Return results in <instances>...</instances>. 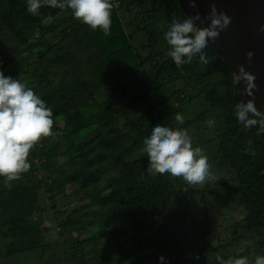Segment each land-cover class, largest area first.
Listing matches in <instances>:
<instances>
[{"label":"trees","instance_id":"16d2710c","mask_svg":"<svg viewBox=\"0 0 264 264\" xmlns=\"http://www.w3.org/2000/svg\"><path fill=\"white\" fill-rule=\"evenodd\" d=\"M40 12L51 14L53 22L42 24L41 17L27 14L25 0H0V70L32 87L48 102L54 120L53 135L30 151V170L11 182L0 177L1 255L51 245L45 235L49 228L42 229L46 207L41 194L47 190L60 219L57 202L68 196H54L53 189H47L58 165H68L64 175L77 188L71 196L85 194L91 202L90 211L75 209L58 224L61 233L70 236L53 246L68 244L71 255L65 259L75 264H158L160 255L169 264H218L217 256L210 260L216 254L224 259L247 256L250 261L264 255V134L238 124L231 72L210 44L207 63L194 57L177 67L167 55L170 46L163 33L173 17L187 16L179 0H124L119 10L112 9L108 35L81 24L70 10L42 7ZM141 67L146 69L139 82L145 86L143 93L122 104L118 92L128 97L127 83L140 77ZM177 74L180 78L172 79ZM181 80L184 83L178 84ZM194 87L198 92L189 96ZM162 90L167 95L156 109L163 107L156 121L144 128L146 116L134 114ZM182 100L201 103L195 120L204 128L206 120L216 122L212 130L219 149L212 167L229 179L222 188L204 193L237 203L244 214L226 228V239L214 234L209 212H192L182 178L146 176L140 161L146 157L141 147L152 126L180 112ZM36 153L43 157L39 167ZM30 214L34 224L27 219Z\"/></svg>","mask_w":264,"mask_h":264},{"label":"clouds","instance_id":"9594fccd","mask_svg":"<svg viewBox=\"0 0 264 264\" xmlns=\"http://www.w3.org/2000/svg\"><path fill=\"white\" fill-rule=\"evenodd\" d=\"M25 3L26 13L41 17L42 24H50L54 20L51 14L43 15L40 12L42 7H48L70 10L74 19L93 31L100 29L105 35L111 31L110 0H25ZM121 6L122 3L119 8ZM199 15L198 12L195 14L196 17ZM208 19V26L200 27L192 15L182 20L173 17L163 36L170 46L167 55L177 67L191 62L194 57L207 63L205 49L219 31L230 23L228 15L218 12L215 5L211 6ZM254 78L253 74L247 76L249 81H254ZM233 113L244 130L256 128L258 136L264 134V110L256 107L254 99L237 101ZM174 120L177 125L184 123L181 113H175ZM205 123L212 128L216 122L208 119ZM53 124V111L48 102L25 82L5 75L0 70V177L11 182L28 172L32 166L30 151L42 138L53 135ZM141 151L146 153L148 174L166 173L180 177L190 185L216 179L204 150L200 146H193L192 138L182 127L154 124L150 135L143 140ZM36 156L42 157L37 153ZM34 161L37 163L36 158ZM195 259L198 260L199 256ZM216 259L218 264H264V255L260 254L251 261L247 256H231L227 259L217 256ZM158 264H169L168 258L160 255Z\"/></svg>","mask_w":264,"mask_h":264},{"label":"rangeland","instance_id":"374dc122","mask_svg":"<svg viewBox=\"0 0 264 264\" xmlns=\"http://www.w3.org/2000/svg\"><path fill=\"white\" fill-rule=\"evenodd\" d=\"M114 3L115 7H119L120 2L119 0H110V3ZM121 3H124V0H121ZM114 7L112 6V9ZM118 8L117 10H119ZM65 19V17L63 18ZM62 21V20H61ZM57 34L53 35V39L56 41ZM137 43H141V39H138ZM139 62H142V59L139 60ZM27 64H24V67H26ZM146 70L145 67H141L138 72V75L140 77H137L135 82H128V88L129 91L127 92V98H123L121 96V90L118 92L117 96L118 99L121 101L122 104H128L130 103L131 99H129L132 95H139L143 93L144 87L141 88L139 85L142 84L139 83L143 77L142 72ZM185 73L186 71H182ZM188 75V72L186 73ZM175 77L180 78L179 74L174 75L172 79H175ZM184 81L181 80L178 84H183ZM172 88V85H171ZM198 91L194 88H191L188 95L189 96H195ZM167 95L165 90H162L155 93L153 96V99L144 105H142L138 111L134 114V116L143 117L146 116L143 119L144 128L146 126H149L151 123L155 122L158 116V110H161L163 105L159 106V109H156L158 104L161 103V101L165 98ZM176 100V99H175ZM184 101V104L181 106L180 112H173L168 115H166L164 118H162L158 123H164L169 126L173 127H182L187 130L188 134L192 138L193 146H200L204 153L208 157V162L211 165V170L215 174L216 179L211 181H206L202 184H195L190 185L184 180H182L184 186V191H187L188 195V201L191 205L192 212H209L212 217V224H213V230L214 234L218 235L220 239H226L229 238V232L226 231V228L229 225H232L235 221H238L241 217H243V211L241 212V209L238 208V205H236L233 201L228 200L222 201L217 198H214V196L211 193H204L206 189H216L220 186L222 188L224 186L223 182H226V180L229 179V174L224 173L222 175L216 173V170L213 169L212 165L214 162V159L216 157V154L219 149V140L217 139L215 130L210 129L209 127L204 128V123L197 122L195 120V117L199 114L201 103L196 100L194 103H189L187 100ZM174 103V102H173ZM200 103V104H199ZM155 108V109H151ZM95 110L98 112L100 116H103L102 109L97 105L95 107ZM175 113H181L184 117V123L183 125H177L176 121L174 120V114ZM157 124V123H156ZM84 135H86V131L84 132ZM38 167L43 161V157H36ZM41 159V160H40ZM41 161V162H40ZM69 171L68 165H58L56 167V171L51 173V180L48 183L47 189H53V195L56 196L57 193L62 192L63 195L68 196V198L60 197L62 201L57 202V208L59 210V213H61V218L58 219L56 217L55 210L51 207V198L47 194V190L43 189L41 194V205L43 207H46V212L44 213V221H43V231L45 232V228H49V232L45 233V235L49 238L46 243L49 242L51 244L50 246L45 247L44 249L38 250V251H31L26 252L24 254H18L13 255L10 257H3L2 252L0 250V264H75L72 261H69L68 259H65L66 255H71V249L70 246L67 244L55 249L53 244L56 242H63L64 237L70 236L68 235L69 232H62L61 229L58 227L59 222L67 218V216L71 213V211L77 209L80 212L91 210L90 201L87 198V195L81 194L76 195L73 194L71 196V192L75 191L77 188H75L73 185H71L68 182V178L66 175H64V172ZM34 175H39V172H34ZM58 177L60 179H58ZM74 188V189H73ZM101 189H105V186H102ZM217 191V190H216ZM228 191V190H227ZM223 193V192H222ZM226 194V192H224ZM70 195V196H69ZM233 197L236 196L233 194ZM49 196V197H48ZM58 198V197H56ZM55 198V199H56ZM58 200V199H57ZM50 206V210L47 209ZM242 208V207H240ZM31 224H34L36 222V219L33 218V214H30L27 216ZM87 236V233L85 234ZM243 246V244L241 245ZM215 256H218V254L214 255L210 260H213Z\"/></svg>","mask_w":264,"mask_h":264},{"label":"water","instance_id":"95a60500","mask_svg":"<svg viewBox=\"0 0 264 264\" xmlns=\"http://www.w3.org/2000/svg\"><path fill=\"white\" fill-rule=\"evenodd\" d=\"M179 3L200 27L210 23L212 5L228 15L230 23L209 44L231 72L235 99H254L256 107L264 110V0H179ZM197 12L199 17L195 16ZM249 74L254 75V81L247 79ZM250 93L253 95L248 96ZM140 161L147 176V158Z\"/></svg>","mask_w":264,"mask_h":264},{"label":"built area","instance_id":"2783aa9c","mask_svg":"<svg viewBox=\"0 0 264 264\" xmlns=\"http://www.w3.org/2000/svg\"><path fill=\"white\" fill-rule=\"evenodd\" d=\"M119 2H120V5H121V0H119ZM111 4H112V6H113L115 9H118V8L120 7V5H119V7H115L113 2H112Z\"/></svg>","mask_w":264,"mask_h":264}]
</instances>
